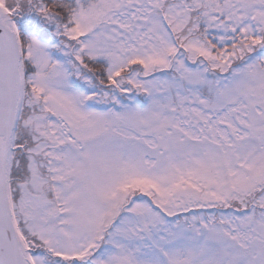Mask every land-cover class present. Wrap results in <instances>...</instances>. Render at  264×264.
Masks as SVG:
<instances>
[{
  "label": "snow or ice",
  "instance_id": "obj_1",
  "mask_svg": "<svg viewBox=\"0 0 264 264\" xmlns=\"http://www.w3.org/2000/svg\"><path fill=\"white\" fill-rule=\"evenodd\" d=\"M0 264H264V0H0Z\"/></svg>",
  "mask_w": 264,
  "mask_h": 264
}]
</instances>
